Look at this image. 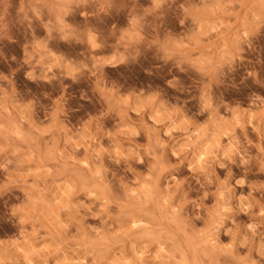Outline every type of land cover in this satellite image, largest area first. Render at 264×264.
<instances>
[{"label":"clouds","instance_id":"9594fccd","mask_svg":"<svg viewBox=\"0 0 264 264\" xmlns=\"http://www.w3.org/2000/svg\"><path fill=\"white\" fill-rule=\"evenodd\" d=\"M0 264H264V0H0Z\"/></svg>","mask_w":264,"mask_h":264}]
</instances>
